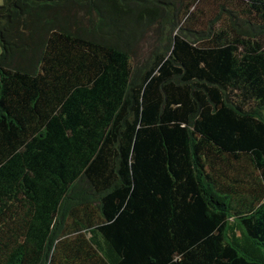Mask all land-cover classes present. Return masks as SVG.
<instances>
[{
  "label": "trees",
  "instance_id": "16d2710c",
  "mask_svg": "<svg viewBox=\"0 0 264 264\" xmlns=\"http://www.w3.org/2000/svg\"><path fill=\"white\" fill-rule=\"evenodd\" d=\"M179 1L3 0L0 264H264V0Z\"/></svg>",
  "mask_w": 264,
  "mask_h": 264
},
{
  "label": "rangeland",
  "instance_id": "374dc122",
  "mask_svg": "<svg viewBox=\"0 0 264 264\" xmlns=\"http://www.w3.org/2000/svg\"><path fill=\"white\" fill-rule=\"evenodd\" d=\"M176 3L178 4L180 1L175 0ZM3 0H0V5H2ZM223 0H199L197 3L191 5V10L194 13V17L198 18L197 21L192 25V28L195 29L196 31L200 30H205L207 27L206 23L210 22L211 20L213 24L215 25V28H217L220 24V21L216 20L217 17V10H218V5L221 4ZM226 5L233 6L232 3H230V0H225L224 1ZM183 5L187 3V0H182ZM183 6V7H184ZM182 7V4L180 5ZM183 9V8H182ZM182 11L180 15L182 16ZM189 34L191 35H198V33H195L191 31ZM147 46V45H146ZM148 50V49H146ZM141 54V53H139Z\"/></svg>",
  "mask_w": 264,
  "mask_h": 264
}]
</instances>
